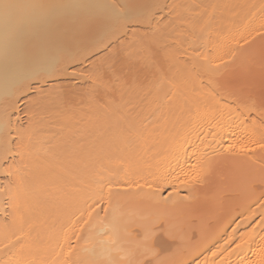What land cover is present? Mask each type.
Here are the masks:
<instances>
[{
    "label": "bare ground",
    "instance_id": "bare-ground-1",
    "mask_svg": "<svg viewBox=\"0 0 264 264\" xmlns=\"http://www.w3.org/2000/svg\"><path fill=\"white\" fill-rule=\"evenodd\" d=\"M0 264H264V0H0Z\"/></svg>",
    "mask_w": 264,
    "mask_h": 264
}]
</instances>
